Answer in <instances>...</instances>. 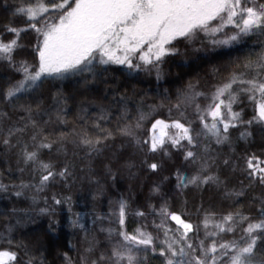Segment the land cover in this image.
Masks as SVG:
<instances>
[{
    "label": "snow or ice",
    "instance_id": "obj_1",
    "mask_svg": "<svg viewBox=\"0 0 264 264\" xmlns=\"http://www.w3.org/2000/svg\"><path fill=\"white\" fill-rule=\"evenodd\" d=\"M6 10L10 7L7 3ZM14 17L25 19V26L3 25L0 33V62L21 75L12 81L9 77L3 92V99L9 110L0 109V155L6 161L15 156L20 173H33L35 183L5 184L0 180V192L14 190L17 198L30 199L38 204L39 194L64 182L76 179L75 158L83 152L82 160L89 175L94 172L93 164L109 149L114 148L120 137V151L113 150L105 164L108 174L113 173L112 161H119L123 150L134 149L123 167L131 178H136L134 169L146 166L159 175L163 161H151L149 154H160L171 158L170 149H175L186 164L194 169L186 174L177 168L175 188L184 193L190 187L202 191L212 185L224 190V196L234 205H241V198L249 196L259 187V196H251L256 205L255 216L246 215L240 208L221 215L205 213L203 218L204 238H200L201 226L194 225L183 212L171 210L164 199L163 182L154 183L151 192L164 202L157 206L149 204L151 213H156L160 224L156 225L163 238L154 237L147 230L137 228L135 234L125 230L101 229L107 231L110 247L99 251L94 259L99 241L93 237L81 255V264H149V257L162 258V264H264V2L259 0H24L12 8ZM231 27L230 32L225 29ZM11 33V39H4ZM22 33L34 34V43L25 44ZM201 34L210 38L214 46L232 47L245 42V38H260L261 50L250 52L228 71V75L212 86L211 92L197 89L189 82L174 104L166 105L164 99L158 105H149L144 111L143 101L135 103V119L130 116L127 93H116L108 106L97 105L98 115L89 119V110L81 106L78 119L80 126L63 131L56 125H68V100L62 82L76 80L80 87L87 88L98 79L104 80L111 69L106 66L124 65L131 77L135 72L155 71L156 79L162 77V65L166 57L181 54L179 44L203 43ZM199 51V49H194ZM28 52V59L17 58L18 53ZM215 71V70H214ZM79 78V79H77ZM83 80V84L80 83ZM57 91L50 97L52 104L46 106L43 89L49 82ZM132 95L136 92L133 89ZM252 102L254 115L245 120L241 111L233 106L240 103L241 96ZM31 98V99H30ZM74 98V97H73ZM207 103L201 104V100ZM91 101L90 104H94ZM167 107V118H156L161 108ZM115 108V112L113 109ZM118 113V114H117ZM47 117V119H45ZM152 120L150 135L141 136L140 130L146 121ZM114 127H105L113 123ZM241 125L245 130L239 137H233L232 129ZM258 129L261 142L256 143L254 131ZM243 139L247 147L237 153L236 141ZM227 146L228 153H222L213 146ZM49 159L46 161L44 155ZM139 155V163L133 159ZM63 157V159H60ZM219 161V163H217ZM223 165L231 173L239 172L247 180H238V188H228V180L222 179L218 168ZM11 172V166H9ZM99 183V181H97ZM28 192L33 193L30 197ZM46 207L39 208L41 215L54 216L56 206L68 205L71 212L72 197L53 193L43 197ZM112 215L119 224L125 223L129 201L122 198L114 202ZM187 201L185 200V204ZM203 205L201 204V208ZM249 207V211H251ZM15 207L11 213L15 215ZM135 216L144 217L145 212L133 210ZM86 214L72 213L69 226L85 232L82 223ZM29 219H33L29 216ZM174 221L175 229L167 226ZM93 220V224H95ZM155 223V222H153ZM59 221L49 223L50 232L55 233ZM211 225V231L209 226ZM246 225V227H245ZM21 226V219L7 223L0 233V264H44L38 258L29 242L15 239L14 233ZM239 229V237H236ZM115 233L116 239L112 237ZM221 233H232L233 239L220 237ZM66 264H72L67 253L63 254Z\"/></svg>",
    "mask_w": 264,
    "mask_h": 264
},
{
    "label": "trees",
    "instance_id": "obj_2",
    "mask_svg": "<svg viewBox=\"0 0 264 264\" xmlns=\"http://www.w3.org/2000/svg\"><path fill=\"white\" fill-rule=\"evenodd\" d=\"M24 0H0V5L7 3L10 7L6 10L0 6V33L3 32V25L11 23L13 26L24 27L25 19L22 17H14L12 15V8L17 4L23 3ZM264 2V0H259ZM226 32L231 31V27L225 29ZM11 33H5L4 39H11ZM200 39L203 43L197 42L196 44H179L181 54L166 57L165 63L162 67V77L160 80L156 79L155 71L146 73L144 71L135 72L133 76L128 75V70L124 65H110L106 66L111 69L110 73L105 74L104 80L98 79L95 84L88 85L87 88L80 87L76 80L69 79L62 82V88L65 95L69 97L68 100V125H56L57 128L63 131H69L72 127H79L80 121L78 119L81 106L88 108L89 119L94 120L99 114L97 105L108 106L112 102L113 96L117 92L132 97L129 102L131 109L130 116L135 119L136 109L135 103L142 100L144 111H149V105H158L164 99L165 89L168 100L165 101L166 105L174 104L177 95L186 89L189 82L197 85V89L203 92H211L212 86L220 83L227 75L228 71L235 66L239 61H243L246 55L250 52H259L261 50L260 38L251 36L245 38V42L227 46H214L210 43V38L201 34ZM22 40L25 44H33L34 34H23ZM194 49H199L195 51ZM17 58L28 59L33 63V58L28 55V52L18 53ZM215 70V71H214ZM11 77L12 81L21 79V75L2 62H0V109L8 111V105L3 99V92L6 87L7 79ZM79 79V78H77ZM53 83L60 84V82H49L43 89V99L46 106H50L52 101L51 96L55 94L57 88ZM83 84V80H80ZM133 89L136 95L133 96ZM74 97V98H73ZM31 99V98H30ZM241 102L233 106L235 111L242 110L243 119H251L254 115V107L251 101L246 96H241ZM95 101L94 104H90ZM207 103L201 100V104ZM115 112V108L113 109ZM118 114V113H117ZM156 118H167V107L159 109ZM47 119V117H45ZM153 121L149 120L144 123L143 128L140 130V135L145 137L150 135V127ZM105 127H114L113 123H105ZM245 130V126L241 125L238 129H232L234 139L239 137L241 131ZM256 143L253 149L259 147L261 136L259 130L254 131ZM120 137L116 138L114 148L105 152L102 157H98L93 164L94 172L89 175L85 168L86 160H82L83 152L75 158L76 179L70 181V186L64 182H57L48 190L39 194V202L33 205L30 199L24 197H15L14 190L8 193L0 192V233H3L7 223H15L16 218L21 219V226L13 234L15 239H25L33 248L34 254L44 260V264H66L63 254L71 259L72 264H81L80 257L84 254V249L88 246L89 242L95 237L99 241L96 253L90 254V259H94L99 251H107L110 247L107 231L101 229H115L125 230L130 234H135V230L140 228L147 230L153 234L154 237L159 236L163 238V233L156 225L160 224V218L156 213H151L148 207L149 204L157 206L164 201L158 196L153 195L151 189L154 183L162 180L164 176L169 177L168 180L163 182L162 191L167 193L164 199H167L171 210L176 212H183L187 218L194 225L201 226L200 238H204L203 218L205 213H215L216 220H219L221 215H226L229 211H234L240 208L246 215L255 216L256 205L251 204V196H259L262 190L256 187L249 196L241 198V204L234 205L231 199L224 196L223 189H217L215 186L206 185L202 191L186 189L184 193H179L175 188L176 179L175 173L177 168L186 174H192L194 169L191 165L186 164L182 155L175 149H170L172 155L161 156L160 154H149L147 157L151 161H163V169L159 175L153 174L145 167L134 169L137 173L136 178H131L126 168L123 167L125 161L132 155L134 149L127 148L123 150L120 155L119 161H112L113 173L116 179H112V175L108 174L105 169V164L111 158L112 151H120ZM222 153L230 152L227 146H213ZM247 147L243 139L236 141L237 153L241 154ZM44 159H49L48 155H44ZM63 159V157H60ZM139 163L140 156L133 157ZM219 163V161H217ZM11 166V172H9ZM218 174L222 179L228 180V188H238V180H247L239 172L231 173L229 169L221 165L218 168ZM34 174L29 171L20 173L17 170L15 156L9 157L8 161L0 155V180L5 184H19L21 177L25 183H35L32 179ZM99 181V183H97ZM55 193L58 195L72 197L71 212L68 210V205L62 203L56 206L54 216L39 214V208L46 207L43 197H49L48 204L51 205V195ZM33 193L28 192L30 197ZM124 198L129 201L130 208L128 209L124 225H120L117 216L112 215L115 211V201ZM185 200L187 203L185 204ZM201 204L203 207L201 208ZM15 207L18 211L15 215L11 213V209ZM251 207V211H249ZM141 210L145 212L144 217L135 216L133 210ZM72 213L86 214L83 217L82 223L88 229L87 239L85 232L80 229H74L69 226V220ZM31 216L33 219H29ZM95 220V224H93ZM53 221H59L55 233L50 232L48 225ZM155 222V223H153ZM168 227L175 229L178 227L174 221L169 220ZM246 227V225H245ZM211 225L209 231H211ZM239 229L237 230L236 237H239ZM220 237L226 240L233 239L232 233H221ZM115 233L113 234V242L116 239ZM8 247L6 244L0 243V248ZM149 264H162V258L149 257Z\"/></svg>",
    "mask_w": 264,
    "mask_h": 264
}]
</instances>
